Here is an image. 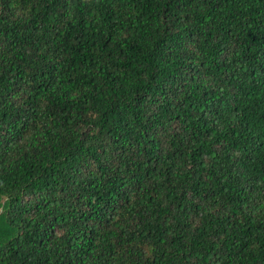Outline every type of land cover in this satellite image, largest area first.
<instances>
[{"label": "trees", "instance_id": "16d2710c", "mask_svg": "<svg viewBox=\"0 0 264 264\" xmlns=\"http://www.w3.org/2000/svg\"><path fill=\"white\" fill-rule=\"evenodd\" d=\"M0 264H264V0H0Z\"/></svg>", "mask_w": 264, "mask_h": 264}]
</instances>
